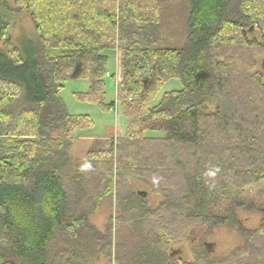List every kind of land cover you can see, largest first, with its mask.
Instances as JSON below:
<instances>
[{"label":"trees","instance_id":"trees-1","mask_svg":"<svg viewBox=\"0 0 264 264\" xmlns=\"http://www.w3.org/2000/svg\"><path fill=\"white\" fill-rule=\"evenodd\" d=\"M183 1V42L167 46L169 0H14L39 39L17 47L0 0V264L110 260L112 222L101 233L89 217L114 193L118 232L127 233L116 264H264L263 212L260 230L237 228L244 246L225 258L204 243L187 263L170 246L196 226L236 227L237 197L264 181V0ZM109 51L119 53L126 132L94 139L74 160L69 149L93 121L71 115L61 92L86 80L76 98L113 108L104 102ZM172 79L181 89L153 103ZM129 179L160 194L158 205Z\"/></svg>","mask_w":264,"mask_h":264},{"label":"rangeland","instance_id":"rangeland-1","mask_svg":"<svg viewBox=\"0 0 264 264\" xmlns=\"http://www.w3.org/2000/svg\"><path fill=\"white\" fill-rule=\"evenodd\" d=\"M12 10L13 19L9 24L6 37L14 46L19 47L20 43L27 39L33 44H37L39 39L35 33L34 26L28 12L17 10L14 0H5ZM168 5H164V13L169 19L174 18L172 27L165 30L164 45L180 46L183 42L184 18L186 16V5L183 0H169ZM168 26V25H166ZM250 39L259 41V33L254 31L249 36ZM111 52V51H109ZM109 55V72L106 79V94L104 102L109 104L115 102V106L109 110L102 109L97 104H89L79 101L75 94L87 92L89 83L86 80L72 79L64 83L61 97L65 103L67 111L71 115H87L93 121V127L88 132H84L82 137H93L95 139L121 137L126 132V121L121 116L117 106V87L119 82V53L112 51ZM256 70L263 74L264 80V51L256 57ZM181 84L178 79L169 80L164 84L157 94L153 103H157L163 93L180 90ZM89 141L78 140L70 149L69 156L72 159H82L86 155V149ZM79 157V158H78ZM128 184L133 191H143L146 193V199L151 207L155 208L161 201L158 193L153 194L150 187L139 180L129 179ZM117 191V190H116ZM237 199L242 206L236 209V227L222 226L208 229L206 226H196L188 231V237L181 242L171 244L173 250L177 251L178 256L187 263L195 262L196 252L199 247L205 243L208 246L211 258L220 259L227 257L237 248L244 246V239L238 233L237 228L256 232L260 230L261 220L264 213V181L258 184L250 185L241 191ZM120 212L117 208L115 193L113 196L106 198L100 205L99 209L89 217V222L98 231L104 233L110 221L114 231V244L121 243L126 238V231L118 232L116 225L117 217ZM107 259L103 255H98L95 259L90 260L88 264H116L113 256Z\"/></svg>","mask_w":264,"mask_h":264},{"label":"crops","instance_id":"crops-1","mask_svg":"<svg viewBox=\"0 0 264 264\" xmlns=\"http://www.w3.org/2000/svg\"><path fill=\"white\" fill-rule=\"evenodd\" d=\"M95 138H93V137H90V136H85V137H80L79 138V141L80 140H86V141H89L90 143H88V146H87V149H86V152L88 151V149L90 148V146H91V144H92V142H93V140H94ZM79 158V157H78Z\"/></svg>","mask_w":264,"mask_h":264},{"label":"clouds","instance_id":"clouds-1","mask_svg":"<svg viewBox=\"0 0 264 264\" xmlns=\"http://www.w3.org/2000/svg\"><path fill=\"white\" fill-rule=\"evenodd\" d=\"M208 175H215V173H213V172H210V173H208Z\"/></svg>","mask_w":264,"mask_h":264},{"label":"water","instance_id":"water-1","mask_svg":"<svg viewBox=\"0 0 264 264\" xmlns=\"http://www.w3.org/2000/svg\"><path fill=\"white\" fill-rule=\"evenodd\" d=\"M140 194V193H139ZM143 195L145 196L146 195V193H143Z\"/></svg>","mask_w":264,"mask_h":264}]
</instances>
